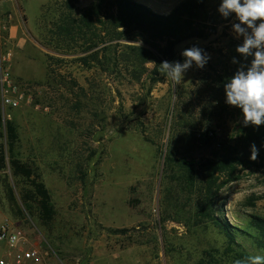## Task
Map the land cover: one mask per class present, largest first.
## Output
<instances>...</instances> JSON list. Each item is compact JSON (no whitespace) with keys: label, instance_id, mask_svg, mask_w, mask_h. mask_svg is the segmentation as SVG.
Instances as JSON below:
<instances>
[{"label":"rangeland","instance_id":"374dc122","mask_svg":"<svg viewBox=\"0 0 264 264\" xmlns=\"http://www.w3.org/2000/svg\"><path fill=\"white\" fill-rule=\"evenodd\" d=\"M57 1L62 0H22L25 11L17 20L19 0H0V60L16 53L9 31L21 25L25 51L11 72L30 100L5 114L2 110L3 133L7 122L16 128V153L38 167L55 213L48 227L30 216L8 168L0 172V225L9 220L23 230L43 252V264L243 260L238 248L239 254L226 252L212 217L203 215L200 190L180 179L182 160L214 159L224 151L221 144L234 146L237 141L240 109L226 103L224 89L240 68L233 63L243 43L233 31L236 16L209 40L177 46L175 62L183 63L182 52L193 46L210 59L202 69L193 63L175 84L164 75L154 80L144 71L133 73L131 61H125L132 56L125 57L118 47L112 55L113 63L120 59L116 73L88 70L75 61L78 56L46 49L39 20L44 8ZM66 1L84 9L96 0ZM136 1L167 15L183 0ZM47 54L55 58L52 77ZM146 67L151 71L154 65ZM169 156L174 165L168 171ZM215 186L207 201L213 216H225L238 228L246 227L247 216L264 218V169L240 167L234 177L216 175ZM238 242L252 256H264L253 239ZM4 253L0 244V260Z\"/></svg>","mask_w":264,"mask_h":264},{"label":"trees","instance_id":"16d2710c","mask_svg":"<svg viewBox=\"0 0 264 264\" xmlns=\"http://www.w3.org/2000/svg\"><path fill=\"white\" fill-rule=\"evenodd\" d=\"M64 1L45 7L40 17L46 49L64 57L78 56L75 61L88 70L116 73L118 59L115 58L113 63L112 55L118 47L125 57L132 56L125 61H131L133 73L144 71L154 80L163 75L159 72L163 61L175 62L177 46L190 40L207 41L218 34L220 26L235 17L234 13L228 18L219 13L222 0H183L167 15L156 14L136 0H96L84 9L72 1ZM161 43L165 46L162 47ZM235 53V66L250 65L253 57L245 59ZM47 59L49 76L52 77L51 61L55 58L47 54ZM147 64H153V70L149 71ZM239 118L242 122L237 128L234 146L221 144L223 153L204 162L182 160L180 179L200 190L202 213L212 217L215 228L227 244L226 252L239 254L235 250L238 248L240 258L246 260L252 255L238 239H253L255 250L264 252V218L247 216L246 227L238 228L233 227L225 216L219 218L213 216L212 211L207 212V201L217 188L216 175L234 177L240 167L264 169V124L244 126L242 109ZM3 127L0 94V134L6 141L0 144V172L10 168L20 187V198L27 213L48 227L55 216L51 194L38 167L18 157L16 128L7 122L6 133H3ZM212 135L216 136V133L212 132ZM252 144L259 149L255 161L250 159ZM172 161L171 156L167 157L168 171L169 166L174 165Z\"/></svg>","mask_w":264,"mask_h":264},{"label":"clouds","instance_id":"9594fccd","mask_svg":"<svg viewBox=\"0 0 264 264\" xmlns=\"http://www.w3.org/2000/svg\"><path fill=\"white\" fill-rule=\"evenodd\" d=\"M218 11L224 18L235 14L239 23L233 24V31L243 37L236 51L245 59L253 57L250 65H242L224 85L226 103L242 109L244 126L258 127L264 124V0H222ZM257 21H260L258 25ZM182 55L185 57L183 63L163 61L159 68V72L175 84L181 83L193 63L202 69L210 59L196 46L185 49ZM233 63L237 61L233 59ZM258 154L259 149L252 144L250 159L255 161ZM235 264H264V256L238 259Z\"/></svg>","mask_w":264,"mask_h":264},{"label":"built area","instance_id":"2783aa9c","mask_svg":"<svg viewBox=\"0 0 264 264\" xmlns=\"http://www.w3.org/2000/svg\"><path fill=\"white\" fill-rule=\"evenodd\" d=\"M11 59L12 52H9L0 60V94L4 114L21 108L30 101L22 86L13 79ZM0 244L5 249L0 264H43L45 261L41 249L27 237L23 230L15 227L9 220H5L0 225Z\"/></svg>","mask_w":264,"mask_h":264},{"label":"crops","instance_id":"0c3cea01","mask_svg":"<svg viewBox=\"0 0 264 264\" xmlns=\"http://www.w3.org/2000/svg\"><path fill=\"white\" fill-rule=\"evenodd\" d=\"M21 1L22 0H19V2H16L17 5H15V11H14V17L17 18H22V13H24V8L21 4ZM18 22V21H17ZM25 22V21H24ZM23 24H26V23H23ZM21 25H13L10 27V31H9V41L12 42V44L16 47L14 50H15V56L12 54V59H11V66H15V64L22 59L21 57V53L24 50V47H25V44H26V40L23 39L20 35V28ZM26 59V58H25ZM28 60V59H27ZM30 61V60H28Z\"/></svg>","mask_w":264,"mask_h":264}]
</instances>
